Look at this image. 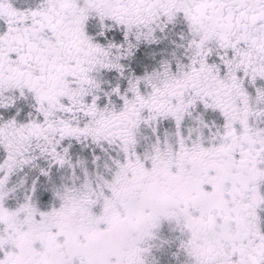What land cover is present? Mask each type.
<instances>
[{
  "label": "snow or ice",
  "instance_id": "obj_1",
  "mask_svg": "<svg viewBox=\"0 0 264 264\" xmlns=\"http://www.w3.org/2000/svg\"><path fill=\"white\" fill-rule=\"evenodd\" d=\"M0 264H264V0H0Z\"/></svg>",
  "mask_w": 264,
  "mask_h": 264
}]
</instances>
